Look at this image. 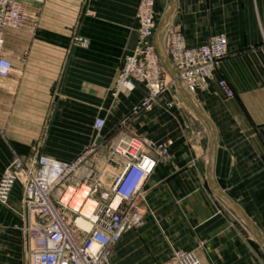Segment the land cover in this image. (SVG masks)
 Masks as SVG:
<instances>
[{"label":"crops","instance_id":"1","mask_svg":"<svg viewBox=\"0 0 264 264\" xmlns=\"http://www.w3.org/2000/svg\"><path fill=\"white\" fill-rule=\"evenodd\" d=\"M18 1L21 26L4 30L0 51L12 63L0 76V174L14 157L72 159L98 136L119 133L120 120L144 97L142 86L111 95L122 58L137 43L139 0ZM172 2L156 0L155 47L157 26ZM166 26L179 29L188 47L227 37L228 54L214 80L191 98L213 126L212 184L264 241V0H175L161 48ZM75 37L88 44L75 45ZM220 78L233 96L223 94ZM170 92L176 94L173 106L155 105L127 129L167 143L171 157L144 183V224L124 233L112 258L163 264L183 248L204 264H264L248 225L208 189L210 124L190 113L175 83ZM97 117L104 118L98 133ZM21 200L15 184L8 204L0 203V264H26Z\"/></svg>","mask_w":264,"mask_h":264},{"label":"built area","instance_id":"2","mask_svg":"<svg viewBox=\"0 0 264 264\" xmlns=\"http://www.w3.org/2000/svg\"><path fill=\"white\" fill-rule=\"evenodd\" d=\"M23 8L18 0H0V51L4 30L18 29ZM135 19L137 43L121 61L111 91L144 89L140 104L119 122V133L101 137L70 160L34 154L27 162L14 157L0 174V203L8 204L15 184L22 189L25 220L26 264H111L115 247L124 233L145 222L144 183L161 161L171 157L169 145L127 129L155 105L171 107L176 94L153 38L157 25L156 0H139ZM75 45L87 40L75 37ZM163 53L181 84L191 96L209 88L221 60L228 54V41L218 34L197 47H188L179 29L166 26ZM12 69L0 54V76ZM226 97L234 95L224 78L217 80ZM167 94V96H165ZM104 118L93 127L98 133ZM87 225L83 228L80 223ZM163 264H204L192 249L177 248Z\"/></svg>","mask_w":264,"mask_h":264},{"label":"water","instance_id":"3","mask_svg":"<svg viewBox=\"0 0 264 264\" xmlns=\"http://www.w3.org/2000/svg\"><path fill=\"white\" fill-rule=\"evenodd\" d=\"M175 8V0H173V2L169 5V7L167 8V10L164 12L159 25L157 26L156 29V49L159 53L161 62L163 64V66L165 67L168 75L170 76V78L173 80V82L175 83V85L181 90V92L183 93L185 99L189 102V104L192 106V108L195 110V112L206 122H208L211 126L212 132H213V126L211 125L209 119L201 112V110L198 108V106L194 103V101L192 100L191 96L184 90L182 89V87L180 86V83L178 81V79L176 78L170 64L169 61L167 59V57L165 56V54L163 53V49L161 48L159 41H160V36H161V32L163 27L165 26V24L167 23V20L170 16V14L172 13L173 9ZM101 136H98L95 140L96 143H98L99 141H101ZM215 145V135L214 132L212 134V138H211V145L209 148V154H208V162H207V169H208V182H209V186L208 189L212 192H214L215 194H217L224 202H226L227 204H229L232 208H234V210L239 214V216L241 217V219L248 225L249 229L251 230L253 236L255 237V239L257 240V242L259 243L260 247L262 250H264V241H262L260 235L258 234L257 230L255 229V227L253 226V224L250 222L249 218L247 217V215L237 206V204L230 199L224 192H222L220 189H218L216 186H214L211 182V168H210V164H211V160H212V155H213V148Z\"/></svg>","mask_w":264,"mask_h":264},{"label":"rangeland","instance_id":"4","mask_svg":"<svg viewBox=\"0 0 264 264\" xmlns=\"http://www.w3.org/2000/svg\"><path fill=\"white\" fill-rule=\"evenodd\" d=\"M168 74V73H167ZM168 77L170 78V76L168 75ZM189 103V102H187ZM188 108H189V111L190 113L196 117L197 116V113L195 112V110L192 108V106L190 104H188ZM170 258V257H169ZM167 258L164 262H167V260L169 259ZM129 263H132V261H129ZM111 264H128V261L126 260H118L117 258H112V261H111Z\"/></svg>","mask_w":264,"mask_h":264},{"label":"bare ground","instance_id":"5","mask_svg":"<svg viewBox=\"0 0 264 264\" xmlns=\"http://www.w3.org/2000/svg\"><path fill=\"white\" fill-rule=\"evenodd\" d=\"M80 225L83 227V228H85V229H87L88 227H87V225L86 224H84V223H80Z\"/></svg>","mask_w":264,"mask_h":264}]
</instances>
